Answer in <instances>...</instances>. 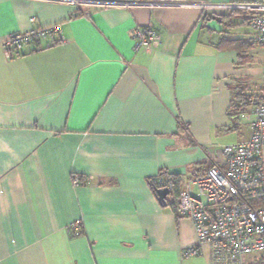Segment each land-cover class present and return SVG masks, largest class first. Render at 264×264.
Segmentation results:
<instances>
[{"label": "crops", "instance_id": "1", "mask_svg": "<svg viewBox=\"0 0 264 264\" xmlns=\"http://www.w3.org/2000/svg\"><path fill=\"white\" fill-rule=\"evenodd\" d=\"M71 1L0 0V264H209L206 245L184 257L192 223L149 181L208 168L232 101L263 88L258 0ZM51 25L6 56L8 35ZM145 26L162 43L136 50Z\"/></svg>", "mask_w": 264, "mask_h": 264}, {"label": "built area", "instance_id": "2", "mask_svg": "<svg viewBox=\"0 0 264 264\" xmlns=\"http://www.w3.org/2000/svg\"><path fill=\"white\" fill-rule=\"evenodd\" d=\"M71 2L79 4L78 0ZM107 5L154 9L187 6L183 0H110ZM245 6L255 11L247 23L264 52V0ZM58 33V25L35 27L8 35L2 46L9 58L13 51ZM131 37L136 50L150 51L162 43V36L152 26L135 28ZM243 103L247 110L240 117L250 125L247 139L221 147L220 158L213 159L208 168L181 175L177 191L171 177H156L157 189H167L168 195L174 196L175 214L192 223L196 244L184 257L199 255L206 245L209 264H264V86L246 96ZM236 119L232 118L231 125H239ZM72 181L78 184L81 179L73 176Z\"/></svg>", "mask_w": 264, "mask_h": 264}, {"label": "rangeland", "instance_id": "3", "mask_svg": "<svg viewBox=\"0 0 264 264\" xmlns=\"http://www.w3.org/2000/svg\"><path fill=\"white\" fill-rule=\"evenodd\" d=\"M244 97H241V99H236V101H241L243 103ZM243 109L241 110L240 113L234 114V117H236L238 121H240L239 125L237 124L235 128L232 130L226 131L223 136L214 144L216 145L217 149H221L224 145L227 144H232L237 141H241L244 139H247L250 134V125L249 122L246 120H241V117L247 110L246 105L243 103ZM167 201L168 202H175V198L173 195H168L167 196Z\"/></svg>", "mask_w": 264, "mask_h": 264}, {"label": "trees", "instance_id": "4", "mask_svg": "<svg viewBox=\"0 0 264 264\" xmlns=\"http://www.w3.org/2000/svg\"><path fill=\"white\" fill-rule=\"evenodd\" d=\"M238 41H236V42H233L231 45H230V47L232 48V47H234L235 45V47L237 48V46L239 45L238 43H237ZM236 43V44H235ZM234 44V45H233ZM237 99H241V97H236ZM244 105H243V103L241 102V101H236L235 99L232 101V103H231V106H230V109H231V114L232 115H234V114H238V113H240L241 112V110L243 109L242 107H243ZM233 128H235V125H231L230 127H229V129L228 130H232ZM167 172V171H166ZM166 172H165V170H164V172H163V170H161L159 173H158V175H162V174H166ZM157 175V176H158ZM167 175V174H166ZM168 176V175H167ZM168 177H171L173 180H175V182H176V184H177V186H176V191H177V189H178V186H179V181H180V176L178 175V176H168ZM155 181H156V178H154V179H151L150 181H149V184H150V186H151V188H152V190L154 191V193H155V195H156V197H157V194H156V191L158 190L157 189V186H156V183H155ZM167 200V199H166ZM163 204V203H162ZM169 206L170 207H172L173 209H174V211H175V206H176V204H175V202H172V203H169Z\"/></svg>", "mask_w": 264, "mask_h": 264}, {"label": "water", "instance_id": "5", "mask_svg": "<svg viewBox=\"0 0 264 264\" xmlns=\"http://www.w3.org/2000/svg\"><path fill=\"white\" fill-rule=\"evenodd\" d=\"M156 194L158 196V199L161 201V203H163L164 205L166 204V198L169 194L167 189H158L156 191Z\"/></svg>", "mask_w": 264, "mask_h": 264}]
</instances>
